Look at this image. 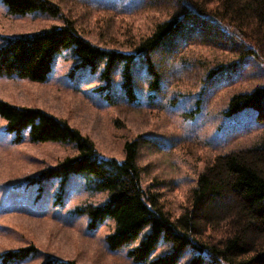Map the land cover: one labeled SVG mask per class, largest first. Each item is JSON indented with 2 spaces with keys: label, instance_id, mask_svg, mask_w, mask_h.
Here are the masks:
<instances>
[{
  "label": "rangeland",
  "instance_id": "rangeland-1",
  "mask_svg": "<svg viewBox=\"0 0 264 264\" xmlns=\"http://www.w3.org/2000/svg\"><path fill=\"white\" fill-rule=\"evenodd\" d=\"M51 1L60 7L59 14L40 9L15 14L0 0V49L12 37L39 33L68 18L99 48L134 52L159 23L182 10L181 0ZM215 23L217 30L210 27L212 35H204L209 38L201 39L204 32L193 28L196 38L191 40L187 31L171 50L161 46L155 51L158 91L149 88L145 66H134L137 102L123 93L121 64L108 81L101 76L104 61L95 70L80 66L72 48L55 55L42 81L0 74V99L65 119L93 140L103 158L123 160L125 142L138 139L143 187L159 193L165 210L178 216L189 204L199 174L216 155L255 147L264 136L256 106L226 113L235 94L264 86V58L242 60L245 41L226 24ZM234 64L237 68L230 69ZM29 130L25 127L18 140L0 115V257L9 250H34L7 264H42L51 258L59 264H151L171 251L161 236L144 258L135 260L130 251L149 233V225L131 244L111 249L108 236L116 230L115 220L106 216L91 225L89 211L104 204L109 191L97 189L78 171L44 174L76 155V143L33 141ZM196 251L187 247L177 264H188ZM204 264L223 263L206 255Z\"/></svg>",
  "mask_w": 264,
  "mask_h": 264
},
{
  "label": "trees",
  "instance_id": "trees-1",
  "mask_svg": "<svg viewBox=\"0 0 264 264\" xmlns=\"http://www.w3.org/2000/svg\"><path fill=\"white\" fill-rule=\"evenodd\" d=\"M4 1L15 14L37 9L55 15L60 12V7L51 0ZM179 3L182 10L159 23L151 35L139 42L134 52L99 48L85 39L68 18L64 24L39 33L12 37L0 49V74L42 81L52 69L55 55L72 48L80 66H91L95 70L101 60L104 61L101 76L108 81L115 66L121 64L123 93L128 100L137 102L134 66H145L150 76L149 88L158 91L161 78L154 64L155 51L161 46L171 50L187 31L191 40L196 38L192 36L193 28L204 31L202 36L198 34L201 39L209 38L204 35L213 33L209 30L214 24L211 22L226 24L245 41L242 60L264 58V0H181ZM198 19L200 21L196 23ZM232 68H237V64L231 65ZM263 104L264 86L235 94L226 113L232 115L254 105L259 120L264 123ZM0 115L7 121V129L17 132L18 140L23 137V129L30 127L33 141L76 143V155L64 158L44 174L66 176L71 171H78L94 181L97 189L109 191L108 200L89 211L91 225H97L106 216L115 220L116 230L108 236L111 249L132 243L149 225V233L130 251L135 259L144 258L163 236L172 249L151 264H177L187 247L200 252L188 264H204L206 255L223 264H264V136L262 143L254 148L216 155L199 174L196 186L189 194V204L174 216L165 210L159 193L143 187L138 139L125 142L123 160L103 158L90 137L65 119L41 108L17 106L0 99ZM217 232H221L220 238L210 239ZM210 240L214 241L211 243ZM32 251L31 248L9 250L1 255L0 264L25 258ZM55 260L51 258L42 264L61 263ZM67 264L77 263L70 261Z\"/></svg>",
  "mask_w": 264,
  "mask_h": 264
},
{
  "label": "bare ground",
  "instance_id": "bare-ground-1",
  "mask_svg": "<svg viewBox=\"0 0 264 264\" xmlns=\"http://www.w3.org/2000/svg\"><path fill=\"white\" fill-rule=\"evenodd\" d=\"M34 11H35V10H34ZM26 13H27V11H26ZM211 23H212V22H211ZM211 23H210V24H211ZM213 23H214V22H213ZM216 24H218V23H215V26H216ZM212 25H213V31H215V30H214V24H212ZM219 25H220V24H219ZM219 25H218V26H219ZM219 27H220V26H219ZM216 28H217V27H216ZM209 30H211L210 27H209ZM203 32H204V31H203ZM178 33H179V32H178ZM177 35H178V34H177ZM211 35H212V34H211ZM214 35H215V34H214ZM214 37H215V36H214ZM91 42H93V41H91ZM213 43H214V42H213ZM95 44H96V43H95ZM239 54H240V53H239ZM239 61H240V60H239ZM102 73H103V72H102ZM104 73H105V72H104ZM101 75H102V74H101ZM106 75H107V74H106ZM110 75H112V74L110 73ZM29 78H30V77H29ZM110 78H111V77H110ZM104 82H105V81H104ZM106 82H107V80H106ZM109 85H110V84H109ZM102 86H103V85H102ZM255 87H256V86H255ZM263 107H264V104H263ZM262 109H263V108H262ZM263 110H264V109H263ZM263 120H264V119H263ZM239 146H240V145H239ZM241 146H242V145H241ZM248 147H249V146H248ZM250 148H251V147H250ZM253 148H254V147H253ZM238 149H240V148H238ZM246 149H247V148H246ZM236 150H237V149H236ZM241 150H242V149H241ZM233 151H234V150H233ZM242 151H245V150H242ZM246 151H247V150H246ZM221 154H222V153H221ZM226 154H230L229 151H228V153H226ZM208 238H210V237H208ZM136 239H137V238H136ZM210 239H214V237H213V238L211 237ZM213 241H214V240H213ZM213 241L210 240L211 243H212ZM133 242H134V241H133ZM207 242L210 243L209 241H207ZM130 244H131V243H130ZM124 246H125V245H124ZM128 246H129V245H128ZM192 247H193V246H192ZM188 248H189V247H188ZM193 249H194V247L192 248V250H193ZM197 250H198V249H197ZM194 251H195V250H194ZM198 252H199V250H198ZM188 253H191V252H188ZM192 253H193V252H192ZM196 253H197V251H196ZM196 253H194V254H196ZM199 253H200V252H199ZM186 254H187V253H185V255H186ZM206 254H207V252H206ZM189 255H190V254H189ZM199 255H200V254H199ZM204 255H205V253H204ZM194 256H195V255H194ZM184 257H185V256H184ZM187 257H188V255H187ZM187 257H186V258H187ZM188 259H189V258H188ZM135 260H136V259H135ZM138 260H139V259H138ZM182 260H183V258H182ZM185 260H186V259H185ZM185 260H184V261H185ZM189 262H190V260L188 261V263H189ZM177 263H178V262H177ZM190 263H191V262H190Z\"/></svg>",
  "mask_w": 264,
  "mask_h": 264
}]
</instances>
